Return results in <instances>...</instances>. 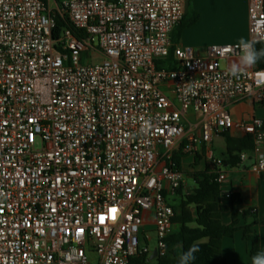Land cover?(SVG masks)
Segmentation results:
<instances>
[{
	"label": "built area",
	"instance_id": "2783aa9c",
	"mask_svg": "<svg viewBox=\"0 0 264 264\" xmlns=\"http://www.w3.org/2000/svg\"><path fill=\"white\" fill-rule=\"evenodd\" d=\"M249 12L264 43V0ZM184 13L185 0H0V264H131L153 254L148 224L170 255L171 199L187 179L174 154L208 152L221 186L218 136L252 135L264 180V122L226 109L264 103V69L232 77L221 63L237 45L173 47ZM59 16L80 37L66 28L55 41Z\"/></svg>",
	"mask_w": 264,
	"mask_h": 264
},
{
	"label": "crops",
	"instance_id": "0c3cea01",
	"mask_svg": "<svg viewBox=\"0 0 264 264\" xmlns=\"http://www.w3.org/2000/svg\"><path fill=\"white\" fill-rule=\"evenodd\" d=\"M250 3L251 0H185L184 18L172 33L173 47H192L197 53L203 55L207 48L213 45H237L241 37L251 40ZM187 24L190 25L187 26ZM235 61L237 60L226 61V67ZM255 67L256 65L250 69ZM226 109L235 122L251 121L254 118L264 122V103L255 104L251 100L232 101ZM197 119L199 116L194 115L193 120ZM233 135L242 137L244 133L237 131ZM219 140L221 144H218ZM226 150L224 136L215 137L212 143L213 156L224 159ZM248 154L249 160L233 167L227 165V178L221 185V196L225 205L230 206L233 195H238L242 201L236 207V211L241 215L240 230L233 238H225L222 242L223 256L229 264H251L252 242L245 239L243 229L246 226L251 227L249 236L255 238L260 251L264 250V180L253 171L254 157L252 153ZM201 158L203 160H200L198 164H195L196 156L188 155L182 160V170L186 173L187 179L184 188L171 199L173 207L180 204L182 196L193 192L196 185L194 173L204 170L206 164L212 165L208 160V152L204 151ZM190 180L193 181L192 186L189 183ZM177 199L180 201L177 202ZM191 209L193 211V208ZM244 211L249 212L247 217H243ZM222 222L224 225L232 223L230 211L223 214ZM148 227L153 229L151 224H148L146 229ZM179 228V224L174 222V231L177 232ZM171 249L178 257L182 254L181 247H171Z\"/></svg>",
	"mask_w": 264,
	"mask_h": 264
},
{
	"label": "trees",
	"instance_id": "16d2710c",
	"mask_svg": "<svg viewBox=\"0 0 264 264\" xmlns=\"http://www.w3.org/2000/svg\"><path fill=\"white\" fill-rule=\"evenodd\" d=\"M66 28L72 29L80 37L79 33L71 26L69 19L59 16L56 20V28L53 30V39L59 40L62 31ZM255 47L258 50L264 49V43H256ZM169 60H173L172 53ZM255 65L264 69V58H261ZM224 138L227 145L226 154H224L225 165L237 166L240 163L241 153H252L253 151L254 137L252 135L235 137L233 134H225ZM186 157L187 155L182 152V149L174 154V162L180 170L182 169L181 162ZM201 157L203 154L196 156L195 164L203 160ZM216 178L213 165L206 164L204 170L194 173L196 185L193 192L182 196L180 204L174 207V222L178 223L180 228L168 238L167 244L170 249L171 247H181L182 253L192 245H197L200 251L195 254L197 259L192 264H229L223 256L222 242L225 238H233L240 230L241 215L236 211V207L242 201L238 195H233L230 206L225 205L222 201L221 186ZM229 211L232 213V223L224 225L222 216ZM242 213L243 217L249 215L247 211ZM250 229V226H246L243 230L245 231V239L252 242L250 251L252 257L260 251V248L255 238L249 236ZM178 262L179 257L171 249L170 255L166 257L151 260L150 257L144 256L132 261L131 264H178Z\"/></svg>",
	"mask_w": 264,
	"mask_h": 264
},
{
	"label": "clouds",
	"instance_id": "9594fccd",
	"mask_svg": "<svg viewBox=\"0 0 264 264\" xmlns=\"http://www.w3.org/2000/svg\"><path fill=\"white\" fill-rule=\"evenodd\" d=\"M255 44V40H250L245 37H241L239 39L237 47L240 49L241 55L239 56V59L237 61L232 62L228 67V72L232 77L239 79L242 74L253 67L261 58H264V49L258 50L255 47ZM230 50V48L226 49V51ZM195 89V83H186L183 87V94L185 96H187L189 93L195 94ZM151 128V123L148 120H144V123L142 124L140 129V133L143 135H148L151 131ZM101 216L104 215L101 214L100 216H98V220H100ZM199 251L200 249L197 245H192L187 251L183 252L179 256L178 264H192V262L197 259L195 254ZM251 264H264V250L257 252L251 257Z\"/></svg>",
	"mask_w": 264,
	"mask_h": 264
},
{
	"label": "rangeland",
	"instance_id": "374dc122",
	"mask_svg": "<svg viewBox=\"0 0 264 264\" xmlns=\"http://www.w3.org/2000/svg\"><path fill=\"white\" fill-rule=\"evenodd\" d=\"M100 61H101V59H97V60L95 61V63H98V62H100ZM221 66H222V68H226V62H222V63H221ZM218 144H221V140H219V143H218ZM189 183H190V185L192 186L193 181L190 180ZM177 200H178L177 202L180 201V199H177ZM146 231H147V232H150L149 235H150V237H151V241H150V243H149V247H150V249H153V250H154V249L157 247V237H156V235H155L153 229H151V227H148V228L146 229Z\"/></svg>",
	"mask_w": 264,
	"mask_h": 264
},
{
	"label": "snow or ice",
	"instance_id": "6c2138e0",
	"mask_svg": "<svg viewBox=\"0 0 264 264\" xmlns=\"http://www.w3.org/2000/svg\"><path fill=\"white\" fill-rule=\"evenodd\" d=\"M117 209H115V208H112V209H110L109 210V212H110V214H111V218L113 219V220H115L116 219V213H117ZM104 221H105V217L104 216H101L100 217V222L101 223H104ZM82 231V230H81Z\"/></svg>",
	"mask_w": 264,
	"mask_h": 264
},
{
	"label": "water",
	"instance_id": "95a60500",
	"mask_svg": "<svg viewBox=\"0 0 264 264\" xmlns=\"http://www.w3.org/2000/svg\"><path fill=\"white\" fill-rule=\"evenodd\" d=\"M157 258H158V250L155 249V250L153 251V254H152V256L150 257V259H151V260H155V259H157Z\"/></svg>",
	"mask_w": 264,
	"mask_h": 264
}]
</instances>
